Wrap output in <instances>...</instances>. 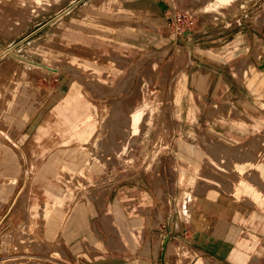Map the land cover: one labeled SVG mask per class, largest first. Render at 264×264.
Masks as SVG:
<instances>
[{
	"label": "rangeland",
	"instance_id": "374dc122",
	"mask_svg": "<svg viewBox=\"0 0 264 264\" xmlns=\"http://www.w3.org/2000/svg\"><path fill=\"white\" fill-rule=\"evenodd\" d=\"M98 1L0 0V127L4 128L6 121L2 117L4 98L10 91L13 100L28 94L36 109L31 119H38V125L67 97L83 103L94 101L97 109L93 112L100 117L108 116L110 120H104L103 125L109 130L103 132L99 124L98 133H103L93 139L90 165L86 162L80 164L79 170L75 168L78 176L84 166H88L92 180L80 177L81 180L61 182L60 188L69 187L73 191L70 196L59 198L60 202L71 201V209L58 230V237L69 216L76 215L79 222L76 226L82 228L85 216L102 215L95 211L102 210L100 202L111 188L122 190L123 203L129 205L137 192L144 194L143 190H150L157 200L155 218L165 222L162 230L166 235L161 250V236L155 235V241L160 240L159 254L154 251L144 254L151 250L149 243L142 255H154L161 260L166 242L184 243L177 228L170 231L171 234L168 230L174 221L186 219L184 214L180 217V202L175 197L178 192L172 168L176 145L178 141L200 145V138L194 139L191 133H185L189 124L171 116L177 76L184 71L191 79L200 59L216 62L221 67L225 65L223 71L245 79V72H249L251 66L246 56L250 51L246 34H253L263 26L264 0H100L117 4L115 10L97 8ZM61 23H65L66 28L61 30ZM252 48L254 50V43ZM144 80L153 93L149 103L157 110L155 124H152L153 116L144 113L139 122H135V117L121 120L111 116V111L129 113L138 105L144 98L141 91ZM227 96L221 101H206L205 110L229 103ZM160 103L168 110L161 108L159 115ZM32 120L28 122L29 127ZM121 124L129 126L130 131L116 132ZM34 130L30 128L29 139L35 134ZM205 134L198 132L199 136ZM78 155L72 150V157ZM68 157L69 154L63 159ZM51 158L48 154L42 161L47 164ZM228 166L235 167L229 161ZM238 175L236 177L231 170L217 180L227 186L238 182L239 178L245 179L244 175ZM42 184L39 188L44 191L55 188L51 182ZM135 187L143 190L137 189L134 193ZM109 198L110 194L104 205L110 203ZM114 199L115 193L111 200ZM43 202L46 211L49 209L46 205L55 204L56 200L46 197ZM85 207L88 212H78ZM32 217L24 198L1 229L0 263L71 262L61 252L52 256L58 244L47 236L50 228H43V242L36 241ZM23 239L27 242L21 245ZM62 244L69 257V246ZM196 256L191 264L195 263ZM143 261L146 260L141 264H146Z\"/></svg>",
	"mask_w": 264,
	"mask_h": 264
},
{
	"label": "crops",
	"instance_id": "0c3cea01",
	"mask_svg": "<svg viewBox=\"0 0 264 264\" xmlns=\"http://www.w3.org/2000/svg\"><path fill=\"white\" fill-rule=\"evenodd\" d=\"M95 5L117 9V4L100 0ZM64 24H60L61 30L66 28ZM246 36L250 42L246 56L251 66L249 72H245V79L223 71L225 65L221 67L216 62L198 59V70L192 78L181 71L173 88L171 116L189 124L185 133H191L194 139L200 138V145L178 141L172 168L180 217L184 214L186 219L174 221L168 230L171 234L170 231L177 228L184 243L166 242L161 260L154 255H142L147 244L153 249L154 243L160 241H155V235L161 236V250L166 234L162 230L165 222L155 218V194L141 187H135L133 192L140 189L145 193L137 192L131 205L123 203L122 190L111 188L100 202L102 210L95 211L102 215L87 216L89 223L85 216L83 219L89 227L83 221L82 228L76 226L79 224L77 216L71 215L58 237V230L71 209V201L60 202L59 198L68 197L73 191L69 187L60 188L61 182L92 180L88 166L85 165L78 176L75 168L79 170L81 163L90 165L93 139L109 130L103 125L109 118L93 112L97 109L94 101L83 103L70 96L38 125V119H31L36 109L28 94L13 100L11 91L4 98L2 117L6 121L4 128L0 127V232L15 206L26 198L27 208L33 215L36 241L43 242V228H50L47 236L58 244L52 256L61 252L71 260L62 264H141L142 260H146L143 261L146 264H191L197 253L192 264H257V261L264 264V24ZM148 87L144 80L141 85L144 100L141 98L129 113L117 109L110 115L121 120L135 117V122H139L144 113L153 116L154 125L157 110L149 103L153 93ZM225 95L229 103L205 110L206 101H221ZM161 108L168 110L160 103L159 115ZM99 124L101 133H98ZM30 128H35L36 132L29 139ZM126 131L130 128L124 124L116 129V132ZM198 132L207 134L199 136ZM72 150L79 153L76 158L72 157ZM48 154L52 158L45 164L42 159ZM68 154L69 157L63 159ZM228 161L235 167L228 166ZM231 170L236 177L240 174L245 179L239 178L238 182L227 186L217 180ZM44 181L51 182L55 188L45 191L39 188ZM109 194L110 203L104 205ZM46 197L56 203H48L49 209L44 211ZM81 209L78 212H88L87 207ZM26 242L21 240V245ZM62 243L69 246V257Z\"/></svg>",
	"mask_w": 264,
	"mask_h": 264
},
{
	"label": "bare ground",
	"instance_id": "6f19581e",
	"mask_svg": "<svg viewBox=\"0 0 264 264\" xmlns=\"http://www.w3.org/2000/svg\"><path fill=\"white\" fill-rule=\"evenodd\" d=\"M159 244H160V242H155V244H154V248L153 249H151V250H146V252H144V254H146V255H149L151 252H156V253H158L159 252ZM159 254V253H158ZM157 254V255H158ZM156 255V256H157ZM156 258V257H155ZM145 263V262H144ZM1 264V263H0Z\"/></svg>",
	"mask_w": 264,
	"mask_h": 264
}]
</instances>
